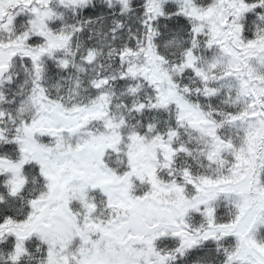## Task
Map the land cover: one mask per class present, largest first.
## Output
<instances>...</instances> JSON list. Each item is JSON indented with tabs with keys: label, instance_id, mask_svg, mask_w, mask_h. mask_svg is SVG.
<instances>
[{
	"label": "snow or ice",
	"instance_id": "obj_1",
	"mask_svg": "<svg viewBox=\"0 0 264 264\" xmlns=\"http://www.w3.org/2000/svg\"><path fill=\"white\" fill-rule=\"evenodd\" d=\"M0 264H264V0H0Z\"/></svg>",
	"mask_w": 264,
	"mask_h": 264
}]
</instances>
